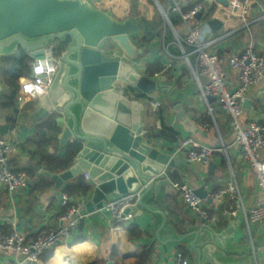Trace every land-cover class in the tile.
Listing matches in <instances>:
<instances>
[{"label":"water","instance_id":"1","mask_svg":"<svg viewBox=\"0 0 264 264\" xmlns=\"http://www.w3.org/2000/svg\"><path fill=\"white\" fill-rule=\"evenodd\" d=\"M219 2L227 5V0ZM204 10L196 15L198 20ZM161 15V19H119L113 10L98 8L89 0H0V59L17 48L31 58H42L49 44L60 56L59 68L48 93L40 99L38 111L31 116V124L53 117L55 129L50 134L61 148L59 155L66 156L73 146L66 168L50 171L36 164L39 174L49 178L56 189L88 175L90 188L79 196L74 218L95 212L110 214L104 210L108 200L138 193L136 203L124 210L125 215H131L128 223H136L146 211L154 212L144 202L146 196L157 203L163 188L169 194H180L170 178L169 173L176 171L172 168L194 163L184 154L172 152V148L163 150L159 139L145 129L144 115L150 114L147 103L153 93L161 91L168 95L175 118L188 134L197 131L191 122L192 114H186L179 90L170 83L166 72L150 75L139 65V61L155 57L160 51L149 42L150 34L163 24ZM172 16L167 13L168 19ZM221 24L217 19L208 21L214 31ZM170 77L174 78V74ZM122 83L130 85L135 94L127 93ZM15 94L16 89L12 90ZM137 96L145 97L147 103ZM209 101L216 98L210 96ZM244 107H251L249 99ZM0 129L6 135L9 124ZM54 151L51 147L50 152ZM195 192L207 203L213 202L205 187L196 188ZM21 209L18 207L16 213L23 218ZM195 220L196 224L188 226L187 234L195 237L193 264H243V253L229 248L235 225L217 231L207 218Z\"/></svg>","mask_w":264,"mask_h":264},{"label":"crops","instance_id":"2","mask_svg":"<svg viewBox=\"0 0 264 264\" xmlns=\"http://www.w3.org/2000/svg\"><path fill=\"white\" fill-rule=\"evenodd\" d=\"M158 1L167 13H171V0ZM181 1L183 2V11L189 10L196 3L204 4L205 10L199 22L203 25L206 39L214 41L213 49L224 57V65L228 69V79L234 85L237 81V74L229 69L228 60L231 54L243 50L249 44H252L258 53L264 50V0L252 1L251 10L247 16L248 24L239 16L238 11H233L229 7L228 3L225 5L219 0ZM104 2L119 3L118 0H93L92 4L102 8L101 3ZM120 3L123 4L122 9L118 7V4L115 10H119L124 18L136 16L161 19L162 15L155 1L153 6L142 0H123ZM115 16L117 15L115 14ZM173 19L177 20L176 25L173 24L176 30L181 35H185V24L181 18L173 14L172 23ZM213 19L222 23L215 31L208 25V21ZM161 26H158L150 34L151 41L149 42V45L160 48L159 53L155 57L148 56L139 61V65L146 72V64L154 62L156 59H162L165 67L168 63L173 64H171L172 70L165 74L168 75L170 83L179 90L182 107L186 114H192L191 122L197 131L190 136L201 144L219 148L214 152L209 164L194 162L174 167L172 169L176 171L169 173L170 178L175 181L173 175L176 176V181L186 182L196 188L203 186L210 197L218 188L224 187L233 177H236L242 189L245 207L249 209L257 205L264 201V195L258 187L253 168L242 159L240 149L234 143L235 134L230 127L228 114L217 100L209 101L207 104L200 97L199 87L193 77L192 69L186 58L182 56V51L174 43V31L170 27L165 40L163 36L166 27L163 26L165 30L162 32ZM159 33L164 35L159 36ZM173 48L176 51L172 50ZM20 50L17 48L16 52L11 55H18ZM2 58L0 59V69L8 67V65L3 66ZM191 61L195 62V58L192 57ZM9 68L12 69V66ZM29 70L31 73V67ZM171 74H174V78L170 77ZM0 83L2 85L0 128L6 124H9V129L12 126L17 127L14 139L19 142L20 146L19 152L12 158V165L16 169L35 170L37 164L46 169L45 163L40 162L39 156L36 154L39 148L38 142L46 139L51 141L52 144L46 149V152L51 156H60L58 152L61 148L58 143L52 141L53 137L50 132L53 129L44 128L40 132L37 130V125L49 117L36 121L34 126L31 124L34 121L31 116L38 111L40 100L27 102L22 109H19L16 94L12 95V90L15 89L7 84L1 75ZM121 86L127 90V93L135 94L130 85L122 83ZM152 96V100L157 98L162 100L160 107L154 109L151 105L152 100L147 103L145 97H136L142 102H146L147 109L150 110V114L144 115L145 129L152 131L154 139H159L163 150L167 151L172 148V152H175L178 142L189 136L188 130L181 121L175 118L172 102L165 92L158 91ZM247 99L250 100L251 107L245 108L241 118L242 124L247 126L249 121L256 117L264 125V81L248 91ZM158 110H162L164 113L167 125L177 131L178 135L175 138L169 134L163 136L157 133L162 127L161 119L157 114ZM43 131H47V133L43 134ZM29 139L35 141L28 143ZM51 147L55 150L53 153L50 152ZM262 158L264 160V150ZM41 176L51 181L35 170L34 176H29L27 188L14 200L8 189L0 184V230L4 234L17 230L22 232L27 240H32L49 227H57L61 224V218L67 213L63 212L67 205L61 203V194L65 185L74 180L65 183L61 189H56L51 181V185L47 189L36 190L33 185L35 186ZM81 177L85 180L88 179L85 175ZM166 191L165 188L161 190L157 203L150 200L149 195L144 198V202L154 212L146 211L143 216L137 219L136 223H115L111 214L105 212H95L89 216L81 217L78 228L73 230L71 236L62 244L47 250L34 264H105L108 260H114L115 264H175L179 256L193 264L196 259L193 244L196 243L195 237L187 235L189 233L188 226L192 227L196 224L197 220L195 219L200 216L187 207L181 194H169ZM79 196H69L71 200L68 203H72V206L68 210L79 207L77 203ZM207 204L209 207H214L212 203ZM224 206L225 202L221 203L217 210H213L220 214H217L215 222H209L216 225L217 231L235 225V230L231 233L234 241L232 245L230 243L229 248L243 253L244 259L241 260L243 264H264V225H248L242 212L237 216H228L223 213ZM18 207L22 208L20 213L23 218L17 216L16 209ZM231 218L233 219L231 220ZM205 235L208 233L206 232ZM59 251L64 252L61 258H58ZM66 251L68 252L66 253ZM0 264H26V260L13 253L0 250ZM29 264H33V262Z\"/></svg>","mask_w":264,"mask_h":264},{"label":"built area","instance_id":"3","mask_svg":"<svg viewBox=\"0 0 264 264\" xmlns=\"http://www.w3.org/2000/svg\"><path fill=\"white\" fill-rule=\"evenodd\" d=\"M154 1L164 15L167 25L175 33V43L192 69L200 97L209 104V97L214 96L228 114L230 127L235 134L234 143L240 149L242 159L253 168L258 187L264 195V160L262 158L264 125L256 117L252 118L247 126H244L241 121L248 91L264 81V50L258 53L253 45L249 44L243 50L231 54L228 60L229 69L237 74V81L232 85L228 79L224 57L213 49L214 41L206 39L203 25L196 18V15L204 8V4L199 2L189 10L183 11L181 0H171V13L177 14L185 24V35H181L174 27L172 20L167 18V12L159 1ZM252 1L227 0V3L233 11H238L239 16L248 24L247 16L251 10ZM166 50L168 51L167 48ZM192 57L195 58V62L191 61ZM59 64L60 56L56 53L53 44L44 48L42 58H32L31 73L21 80L16 93L19 109H22L27 102L40 100L48 93ZM151 105L156 109L162 105V100L160 98L152 100ZM16 133L15 126H12L6 135H2L0 130V184L8 189L13 200L27 188L29 180L25 171L17 170L12 165L13 156L20 150L19 142L14 139ZM217 150L219 148L201 144L189 135L178 142L175 153L184 154L193 162L209 164ZM85 176L88 178V175ZM173 186L180 192L191 211L209 221H216L217 211L213 210H217L218 206L225 202L224 214L237 216L242 212L248 225H264V201L247 209L236 177L210 196L213 197L212 206L214 207H209L206 200L196 194V187L183 181H173ZM137 199L138 193L117 195L107 201L104 210L110 212L115 223H128L131 215H125L124 210L133 206ZM70 200L67 193L61 194L63 205L66 206ZM74 211L75 209L68 210L61 218L59 226L49 227L32 240H27L25 235L17 230L9 234H4L0 230V250L13 253L23 260L38 262L47 250L62 244L71 236L73 230L78 228L81 217L74 218ZM214 212L215 214L212 215ZM175 264H190V262L179 256Z\"/></svg>","mask_w":264,"mask_h":264},{"label":"trees","instance_id":"4","mask_svg":"<svg viewBox=\"0 0 264 264\" xmlns=\"http://www.w3.org/2000/svg\"><path fill=\"white\" fill-rule=\"evenodd\" d=\"M101 7L104 9H112L113 8L107 2L101 3ZM115 14L119 18H124V16L121 15V12H119V10H117V12H115ZM176 23H177V20L173 19V24L176 25ZM158 35L160 36V35H162V33H159ZM165 40H166V37H165ZM61 47H62V45H59L60 49H61ZM172 50L176 51L175 48H173ZM31 61H32V58L26 52H24L22 49L20 50V53L18 55H10V56L3 57L1 62L3 64V66L8 65V67H1V69H0L1 78L7 84H9L13 89L18 90L20 80L24 76L29 75V73H30L29 68H30V62ZM10 66H12V69L9 68ZM145 69H146V73H148L150 75L160 74V73L166 71V67H165V64L162 62V59H156L154 62L147 63L145 66ZM260 106H261V104H260ZM157 114L160 117L161 123H162L161 129H159L157 131V133L159 135H163V136L169 134V135H172L173 138H175L178 135V133L171 126L167 125L166 118H165V115L162 112V110H158ZM52 121H53V117H49L48 119H46L42 123L38 124L37 125L38 132L42 131L44 128L55 129ZM31 141L33 142L35 140L29 139L28 143H30ZM51 144H52L51 141L47 140V139L43 140L41 142L40 141L38 142L37 146L39 148H38V152L36 154H37V156H39V161L45 163L46 169H48L50 171H56L58 169L66 168L69 165L71 157H72L73 146L68 149V153L66 156L61 157L58 155L57 156H51L46 152V149ZM17 170L25 171L28 174V176H34V173H35V170L30 169V168L26 169V170H24V169L23 170L17 169ZM172 177L174 178L175 181L177 180L176 176L172 175ZM50 185H51V181H49L46 178L41 176V178L38 179L35 186L33 185V187L36 190H41V189L44 190V189H47L48 187H50ZM89 188L90 187H89L88 183L86 182V180L80 176L77 179H75L73 182H70L69 184L65 185V187L63 188V192L67 193L69 196L76 197V196L81 195V194H86L89 191ZM71 206H72V203L71 204L68 203L67 206L64 207L65 211H63V212L64 213L67 212L68 208ZM213 214H215V212L212 213V215ZM216 214H220V212L219 213L216 212Z\"/></svg>","mask_w":264,"mask_h":264},{"label":"rangeland","instance_id":"5","mask_svg":"<svg viewBox=\"0 0 264 264\" xmlns=\"http://www.w3.org/2000/svg\"><path fill=\"white\" fill-rule=\"evenodd\" d=\"M107 1V0H106ZM117 1V0H116ZM119 1V6H118V4L116 3V2H110L109 4L113 7L111 10H113V12L114 11H116L117 12V10H115L116 8V5L119 7V8H121L122 9V3H120V2H123V0H118ZM143 2L144 1H146V2H149L150 3V5L151 6H153V3H154V0H142ZM115 5V6H114ZM158 9V8H157ZM108 10V9H107ZM115 13V12H114ZM163 18V24H162V26H161V28H162V32H164V30L165 29H163L164 27L163 26H165L166 27V32L163 34L162 33V36H163V38H165L167 35H166V33L168 34V32H169V29H170V27H169V25H167V23H166V20H165V18L164 17H162ZM175 43V42H174ZM175 45H176V43H175ZM177 46V45H176ZM172 63H168L167 65H166V71H164V72H167V73H169L171 70H172V65H171Z\"/></svg>","mask_w":264,"mask_h":264},{"label":"bare ground","instance_id":"6","mask_svg":"<svg viewBox=\"0 0 264 264\" xmlns=\"http://www.w3.org/2000/svg\"><path fill=\"white\" fill-rule=\"evenodd\" d=\"M77 250H78V248H76ZM68 251H66V253H67ZM64 252H61V251H59V253H58V258H61L62 257V255H64L63 254ZM57 259V258H56ZM54 262V261H53ZM56 264V263H55ZM68 264V263H67Z\"/></svg>","mask_w":264,"mask_h":264}]
</instances>
